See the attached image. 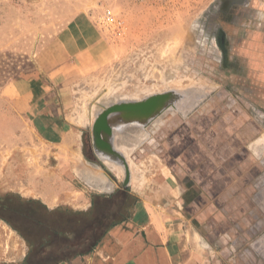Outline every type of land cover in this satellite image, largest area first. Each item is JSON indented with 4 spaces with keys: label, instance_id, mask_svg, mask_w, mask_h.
I'll return each instance as SVG.
<instances>
[{
    "label": "rangeland",
    "instance_id": "obj_1",
    "mask_svg": "<svg viewBox=\"0 0 264 264\" xmlns=\"http://www.w3.org/2000/svg\"><path fill=\"white\" fill-rule=\"evenodd\" d=\"M255 1L0 0V264H19L27 252L28 264H42L33 249L47 231L94 219L55 216L41 200L97 195L101 187L86 178L125 189L124 166L92 146L93 122L114 103L167 91L181 95L175 108L145 127H114L113 147L133 179L142 165L143 178L155 172L149 163L168 166L214 218L213 241L236 244L239 264H264V138L261 156L249 148L264 135V105L238 101L220 40L228 9ZM121 193L113 202L127 199ZM16 197L35 204L20 208ZM111 203L98 199L97 214L109 215ZM6 205L40 222L16 220Z\"/></svg>",
    "mask_w": 264,
    "mask_h": 264
},
{
    "label": "crops",
    "instance_id": "obj_2",
    "mask_svg": "<svg viewBox=\"0 0 264 264\" xmlns=\"http://www.w3.org/2000/svg\"><path fill=\"white\" fill-rule=\"evenodd\" d=\"M228 15L231 16L227 26L223 23L220 38L223 69L237 77V85L231 89L238 91L237 98L242 105L263 106L264 3L258 0L248 4L238 3L237 7L228 9ZM156 121L159 122V118ZM262 138L264 135L255 141ZM255 141L249 145L253 153ZM263 147L259 146V152L255 153L258 157ZM149 164L146 171L153 169L155 172H148L145 178L141 172L145 168L143 165L138 167L140 173L135 179L130 169L126 186L122 184L125 189L119 188L126 192L127 199L112 211L113 216L105 228L100 224L101 219L96 220L102 214L96 215L97 200L113 202L116 194L121 193H115L117 187H113L108 179L101 178L97 182L89 178L84 180L90 186L101 187L95 189V196L81 193L78 198L59 203L51 197L46 201L41 200L46 210L54 215H94L93 231L87 230L86 224L78 226V230L61 227L47 231L56 242L47 239L43 243L45 247L52 244L54 249L73 251L63 253L54 261L46 260L45 264H239L241 260L233 257L236 244L214 242L208 235L213 231L208 230L212 228L209 224L210 221L214 223V218H209L206 211H199L198 200L192 197V191H185L168 166L160 162ZM59 206L67 210L60 213L54 209ZM22 218L27 220L24 216ZM95 221H98L97 224ZM29 222L35 224V218L31 216ZM34 245L32 242L30 248L33 249ZM30 248L28 250L31 252ZM33 250L37 251L38 246ZM31 256L27 252L19 264H27Z\"/></svg>",
    "mask_w": 264,
    "mask_h": 264
},
{
    "label": "water",
    "instance_id": "obj_3",
    "mask_svg": "<svg viewBox=\"0 0 264 264\" xmlns=\"http://www.w3.org/2000/svg\"><path fill=\"white\" fill-rule=\"evenodd\" d=\"M180 98L181 95L178 93L167 91L150 95L139 101L114 103L95 118L91 128L92 146L102 157L108 156V159L118 161L124 166L125 186L129 180V169L123 155L113 147L111 141L113 128L126 123H139L145 127L169 108H175Z\"/></svg>",
    "mask_w": 264,
    "mask_h": 264
},
{
    "label": "trees",
    "instance_id": "obj_4",
    "mask_svg": "<svg viewBox=\"0 0 264 264\" xmlns=\"http://www.w3.org/2000/svg\"><path fill=\"white\" fill-rule=\"evenodd\" d=\"M120 194L121 193H118L117 194V196H115V198L116 199H119L118 197L120 196ZM114 199V198H113ZM112 199V200H113ZM4 200V199H3ZM5 201V200H4ZM17 201V202H16ZM16 201L14 202L15 204H16V206L18 205L20 208H22V207H29V208H31L29 205H31V204H35V202L33 201V200H24V199H21V198H19V197H16ZM125 200H123L122 202H121V204L124 202ZM7 202H9V201H7ZM6 201H5V203H7ZM113 206H114V210L115 209H118L120 206H121V204H119V203H116V201H114V202H112L111 203ZM6 208H7V210H12V214H14L15 215V218H16V220H19L22 216H24L27 220H25V221H29L30 220V218H31V216H32V213H30V212H26V211H21V209H20V211H18V210H16V208H10V207H8L7 205L5 206ZM5 208V209H6ZM101 211L102 210H100V211H98V214L99 213H101ZM93 214V213H92ZM97 214V215H98ZM101 215H104V213H102ZM100 215V217L101 218H96V220H100V224H101V226H102V228H105V225H106V223L107 222H109V219H110V217H112L113 216V212L111 211V213L109 214V215H107V216H101ZM21 216V217H20ZM2 217V216H1ZM96 217V216H95ZM3 218V220H6L7 222H9V224H11V226H13L14 228H15V225H16V223H14V222H12L10 219H8L7 217H2ZM91 218H94V215L91 217ZM111 220V219H110ZM13 221H15V219L13 220ZM98 221H95V223L97 224V222ZM35 222H40V220L39 219H35ZM92 222V221H91ZM93 225H94V222H92V223H89L88 225H87V230H90V231H93ZM16 229V228H15ZM19 231H20V229H19ZM21 234L23 235V236H25V234L24 233H22L21 232ZM91 235H93V234H91ZM47 236H48V240L49 241H51V242H56V239L55 240H53V238L51 239V235L50 234H47ZM47 239H45V240H43L42 242L44 243ZM27 240H28V242L30 243V245H31V243H32V241L30 240V238L28 237L27 238ZM86 240H88V238L86 239ZM43 243H41V245H40V247L38 248V250L36 251V253H35V256H37V257H39L40 256V258H42L43 257V260L44 261H42V264H45V261L46 260H51V261H54V260H57V259H59L61 256H62V254L64 253H71L73 250H68L67 248H64V249H62V248H52L51 247V245L52 244H50L49 246L50 247H45V243L43 244ZM87 251V250H86ZM26 264V263H25ZM28 264V263H27Z\"/></svg>",
    "mask_w": 264,
    "mask_h": 264
},
{
    "label": "bare ground",
    "instance_id": "obj_5",
    "mask_svg": "<svg viewBox=\"0 0 264 264\" xmlns=\"http://www.w3.org/2000/svg\"><path fill=\"white\" fill-rule=\"evenodd\" d=\"M164 83H165V81H164ZM108 92V91H107ZM111 92V91H110ZM121 101V100H120ZM122 103H125V102H122ZM127 103V102H126ZM118 104V103H117ZM11 111V110H10ZM4 114V113H3ZM166 114V113H165ZM90 118V117H89ZM86 119L88 120V118H86L85 116L82 118V119H80L79 121L81 122V123H83V124H85L86 122H88V121H86ZM126 124H130V123H126ZM136 124H138V123H136ZM128 126V125H127ZM125 127V126H124ZM142 127V126H141ZM119 132V131H118ZM260 141V140H259ZM258 140H257V142L255 143V144H253L252 145V148L255 150V153H257L259 150H260V148H259V146L261 145V143L259 142ZM77 158H78V156H77ZM131 165H132V163H131ZM130 165V166H131ZM133 166V165H132ZM132 170H134V169H132ZM86 173V172H85ZM13 246V245H12ZM7 249V248H6Z\"/></svg>",
    "mask_w": 264,
    "mask_h": 264
}]
</instances>
